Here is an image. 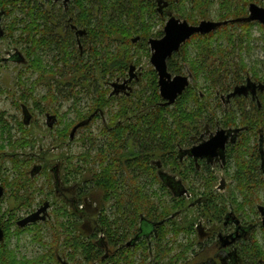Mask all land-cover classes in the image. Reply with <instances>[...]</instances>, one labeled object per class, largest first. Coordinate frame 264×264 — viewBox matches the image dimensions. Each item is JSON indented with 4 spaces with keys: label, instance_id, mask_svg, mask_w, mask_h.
Instances as JSON below:
<instances>
[{
    "label": "rangeland",
    "instance_id": "374dc122",
    "mask_svg": "<svg viewBox=\"0 0 264 264\" xmlns=\"http://www.w3.org/2000/svg\"><path fill=\"white\" fill-rule=\"evenodd\" d=\"M221 1L215 0L210 16L208 15L211 19H219L218 10ZM248 1L264 4V0H246L245 6L249 3ZM39 2L45 9H55L57 11L61 9L64 14L72 7V0H39ZM189 5V3L179 2L176 10L183 15L182 17L190 19V23H195L201 18V12L196 4H192L195 9L190 11L191 7L189 8ZM11 7L9 6L8 9H13ZM149 7L150 4L148 8L136 10L134 17L126 14L120 15V12L116 13L115 10L112 11V13H109L112 20L122 19L114 23L113 25L115 26H111L110 19L106 17L102 23L107 26L110 23L109 26L111 27L108 26L104 33L105 36L96 37L85 33L84 35H79V37H76L75 34L74 37H60L61 43H58V45L50 44L43 49H38L36 52H32L33 50L30 49L33 45L20 40L23 23L19 26L13 23L15 16L20 20L24 17L25 12L17 8L13 9L15 12H10L7 15L4 12L0 13V59L2 60L0 63V133H5L4 137H6V140L2 143L4 149L0 150V156H5L0 157V168L4 172L5 181L7 182L12 181L20 173L15 169V161L20 162L19 169L24 171L26 177L27 175L30 176V172L34 166H38L39 169L35 173L36 179L31 184L35 188L42 187L43 189L42 193H35L34 199L29 206L21 205L20 202H17L15 205L19 206L15 209L11 200L13 192L11 189L8 190L10 187L4 184L6 189L8 187V191L6 192L9 194H6L2 208L3 211L7 209L14 210V214L22 218L35 210L39 206V203L47 200V198L51 202H55L54 207L49 209V213L51 214L50 222L55 225L56 230L51 228L50 222H41L39 224L43 229V236L45 241L48 242V246H43L35 240V226L28 225L32 231L24 230L20 233H18L16 225L8 228L7 245L17 253L18 258L26 257L32 259L48 253L50 248H52L50 246L52 243L55 242L53 244L54 247L57 245L56 241L59 236L57 232H61L62 238H66L69 233H72L69 230H72L73 226L76 227V231L73 230L72 236L79 235L82 232L80 230L81 227L74 223L75 217H71L70 214L64 217L65 210L72 211V204L68 203L67 206L64 200H55L54 193L50 195L51 197L47 196L49 190L53 188L52 171L54 166L62 165L61 175L64 177L66 167L70 165V161H72V168L74 170L78 167L77 165H80L79 167L82 170H80V173L78 172L77 178H72L71 182L66 183L67 187L69 188L79 181L81 190L85 192L81 198L87 196L94 206L98 205L100 209H105L111 220L115 219L117 207L114 202L106 201L104 190L94 181V174L102 170L98 156L100 153L99 149L106 147L105 145L109 143V129L116 125L112 122V119L115 116L118 117L119 106L117 102H113L112 107L107 105L103 106L102 109V106L98 107V104L103 102V98L101 97L104 94L103 92H105L106 98H110L112 92L118 97L133 93L134 98L132 97V99L134 101L138 96L143 95L144 92H146V95L151 94L146 74L152 69L155 70V67L151 62L153 51L149 39L160 38L154 36L163 30L164 22L159 17V13L156 10L153 11L152 6ZM100 9L97 11L96 17L94 16L92 29L98 27L100 18L103 17H101ZM232 15H236V13ZM79 29L85 30L83 26H80ZM230 29L229 35H235L236 40H238V37H236L237 33H242L244 37H250V47L241 52L243 53L244 61L249 66L244 71L245 76L253 75L252 67L256 68V70L260 69V74L262 75V69H264V43L259 37L264 32V25L237 24ZM66 31L67 29L64 27L62 30L63 36L67 35ZM221 31L219 30L215 33L214 37H218ZM229 35L224 37H229ZM124 37L131 40L128 45V55L132 57V61L123 72L117 71L109 63L112 62V57L119 53V47L122 44L120 39ZM145 37L148 38L145 39ZM64 39L68 43L66 52L62 50ZM218 43H221L224 48L230 49L227 39L222 38ZM79 49L82 52L79 53ZM198 50L195 43L187 46L188 59L192 58L196 62V57L198 58L199 55ZM28 51L32 52V54L30 55ZM178 52H181V50ZM176 53L175 56L177 55ZM177 58H180V56ZM107 63L110 68L107 67L109 70L104 71L105 65H108ZM180 64L181 75L190 77L189 86H193L196 90L202 92L206 90V94L203 96L206 106L204 113L211 112V104L215 110L214 104L218 100L216 92H209L207 90L209 83L206 81L205 76L200 75L197 78L190 69L191 63L189 61L182 59ZM171 73L173 75L177 74L173 71ZM89 86L91 87L89 88ZM208 102L210 103L207 104ZM169 106L173 108L175 103ZM145 109L146 106L140 108L135 113L129 114L127 117L117 118L116 121L120 124L127 121L133 122ZM219 114L221 113L219 112ZM52 115L55 116V120L51 118ZM25 117H29V121L26 124ZM82 121L88 122L80 127L72 138V130ZM65 131L68 133V136L66 138L60 137ZM9 136L12 141H10ZM185 161V163L181 162L183 169L186 168L188 159ZM40 165L44 169V172L42 171L41 174H39ZM230 166L229 170L221 169L219 166L213 170L218 177L215 183L216 189L222 185L223 180H225L226 185H230L231 187L235 185V181L231 176L236 169L235 161H232ZM164 171L174 175L178 179L183 178L178 171H175L173 166L165 167ZM46 180H50V184H47L48 181ZM184 182L187 188L194 187L192 191L195 189V193L192 194V197L189 192L184 193V195L187 194L185 197L187 198L186 204L189 208L187 205L178 210L170 208L172 212L176 211V214L173 216V221L176 225H173V222H169L167 229H173V227L177 226L180 230L175 227V230L167 232L163 243L164 247L171 249L164 258V262L167 264H177V258L183 252L186 255L183 259H187L190 256L189 243L191 239L188 226L194 220L197 210V206L193 202H196L200 198V193L198 194V192L203 191L205 186L201 182L194 183L196 184L194 185L192 179L190 181L185 180ZM157 187L153 185L148 190L152 192ZM76 188L77 186L74 187V191ZM220 189L217 192H227V190ZM20 193L26 194L23 191ZM260 195L262 200H264V189L260 192ZM162 197L165 204L173 202V196L169 192L162 195ZM62 204L64 205L63 212H60L59 207ZM68 220L72 222V225L66 224L69 229L58 227V222L61 223V221L65 222ZM101 229L98 228L96 231L98 237L105 235ZM84 232L87 233L88 231ZM92 232L93 229H90L89 234H92ZM258 235L261 244L264 245L263 233L260 231ZM150 247H154L153 241L150 242ZM73 252L74 250L68 248L66 245H59L56 250L61 259L68 264H88L82 253L76 252L73 256ZM150 253L152 254L148 255V252H144V249L140 247L134 254L135 264L164 263L157 259L156 254L153 253V249ZM44 264L58 263L52 261ZM178 264H184V261Z\"/></svg>",
    "mask_w": 264,
    "mask_h": 264
},
{
    "label": "trees",
    "instance_id": "16d2710c",
    "mask_svg": "<svg viewBox=\"0 0 264 264\" xmlns=\"http://www.w3.org/2000/svg\"><path fill=\"white\" fill-rule=\"evenodd\" d=\"M195 4L199 7L201 14L204 16L208 4H206L205 0H195ZM8 5L12 6L11 8L13 9L19 8L21 11L25 12L24 17L20 20L15 16L13 23L18 26L23 23L20 40L33 45L30 49L33 50L32 52H36L38 49H43L50 44L58 45V43H61L60 37H74V34L76 37H79L76 29H79L80 26H83L86 33H89L90 36H105L104 33L109 24L111 23V26H115L113 24L122 19L112 20L109 13L115 10L116 13L120 12V15L126 14L134 17L136 10H143L145 7L148 8L149 3L145 5L144 0H72V7L64 14L61 9L58 11L55 9H45L40 4L39 0H0V13L4 12V14L7 15L10 14V12H15L13 9H8ZM223 7H226L227 10L232 8L229 2L224 3ZM99 9L101 17H103L100 18L98 27L92 29L91 26L94 16L96 17ZM106 17L110 19L108 26L102 23L105 21ZM64 27L67 29L66 36L62 34ZM215 33L217 32L204 35H193L192 38L181 47V52H177L176 56L174 54L168 60V68L169 71L171 70L174 73L181 74V60L189 61L191 63L190 69L197 78L200 75L205 76L206 81L209 83L207 90L209 92H216V98L218 99L219 106H221L220 94L232 89V87L239 82L242 72L246 71L249 67L246 61H244L245 59L241 52L250 47V37H244L242 33H240L238 40H236L234 36L229 35L230 31L227 28L223 29L218 37H214ZM226 35H229V37H224ZM146 38L148 37H145V39ZM222 38L228 40L230 49H226L221 43H218ZM259 38L264 43V32ZM120 40L122 44L120 43L119 53L112 57L113 63L111 62L109 64L117 71L124 72L132 61V57L128 55V45L131 40L127 37ZM215 41L218 42L215 43ZM193 43H195L196 47L199 49L196 62L192 58L188 59V52H186L187 46ZM67 44V41L64 39L62 50L65 52L67 51ZM32 52H29V54L31 55ZM78 52H82L81 49H79ZM179 56L180 58H177ZM1 61L0 59V63ZM109 64L105 65L104 71L109 70L107 69V67L110 68ZM252 71L254 75H259V71H257L256 68L252 67ZM146 75L151 91L150 95H146V92H144L143 95L138 96L134 101L132 99V97L134 98L133 93L130 95H122V97H118L114 93H111L110 98H106L104 95L105 92H103L104 94L101 96L103 102L98 104V107L102 106V109L103 106L105 107L107 105L112 107L113 102H117L119 106L118 117L115 116L112 119V122L116 125L109 129V143L105 145L106 147L99 149L100 153L98 156L102 165V170L94 174V181L104 190L106 201L114 202L117 207V215L114 220H111L105 209L101 211V215L98 217V224L105 233L106 241H104L102 237H98L97 233L88 235L84 231L79 235L76 234L72 236V233L76 231V227L73 226L74 228L69 230L72 231V233H69L66 238H62L61 232H57L59 235L57 241L59 240V242L56 241L57 245L55 247L53 246L55 242L52 243L50 245L52 248H50L48 253L29 259L26 257L18 258L17 253L7 245V233L4 243H0V264H44L52 261L61 264L58 259V254L56 253L59 245H66L68 248L73 249V256L76 252L82 253L88 261V264H135L134 254L140 247L144 249V252H148V255L152 254L150 252L153 249V253L156 254L157 259L164 262L165 256L171 250L163 246L167 232L175 230V227L180 230L177 226L173 227V229H167L169 222H173V225L175 224L173 216L176 214V211L172 212L170 208L178 210L182 207H186L187 198L172 195L173 202L165 204L162 195L168 194V192L170 194L172 193L168 187L161 182L158 172L159 163H162L164 167L173 166L175 171H178L183 177V182L185 180L190 181L193 177L197 179L196 183L202 181L201 184L205 185L204 190L198 192V194L200 193V195L204 197H210L213 191H215L216 176L198 171L193 161H191L190 165L187 162L186 168L183 169L182 163L179 157H177L179 147H184L189 143L188 140L191 138L189 133L190 130H192L193 122H196L198 116H200L202 112H205L206 106L203 96L206 94V90L202 92L196 90L193 86H188L185 92L180 95L175 102V106L171 108V106L163 104L164 99L160 94L157 71L152 69ZM74 80H76V78H74ZM90 87L91 86H89V88ZM109 103L112 104L109 105ZM209 103L210 102L207 104ZM144 106H146L145 111L143 110L142 114L138 116L135 121H127L121 124L116 121L117 118L127 117L129 114L135 113ZM217 110L218 109L215 108L213 112L216 113L218 112ZM238 112L239 109L232 114H227L228 118L225 122L235 125ZM251 121L246 123L251 124L253 122ZM260 124L264 127V120H262ZM9 134L11 133L9 132ZM4 135L5 133L2 132V138L6 140ZM66 136H68L66 131L60 135V137L65 138ZM9 139L12 141L10 136ZM0 146L1 149H4L2 144ZM249 156L253 161L254 155L251 153L247 154L244 150L237 149L234 153L236 169L231 176L236 179V181L233 188H230L229 200L226 201L219 196H215V198L209 200V202H207V199H203L202 204L197 208L203 212L214 209L212 205H210L212 201L217 204V207L220 206V202H222L226 209H228L230 203L236 205L238 193L242 194L244 197L243 209L245 205L256 204V199H258L260 204L264 205V200H262L260 195V192L264 189V173L262 170H260L258 174L253 173L254 169L249 166L250 163H252V161L248 159ZM258 156L259 155H256L259 159ZM13 161L15 160L13 159ZM19 165L20 162H14L15 169L20 172L18 177L19 181H21L20 190L26 189L23 191L26 194L20 193L18 202H20L21 205L29 206L32 202V196L27 188V184L22 181L24 178H26L27 181L32 179L27 174V177H25L24 171L19 169ZM77 166L78 167L74 170L72 168V161H70V165H67L65 173L66 182H71L72 178H77L78 172L80 173V170H82L81 167H79L80 165ZM229 168L230 167H227V170H229ZM14 181L15 183H13V181H7V183L9 182L7 185L11 187V190L18 184V181ZM153 185L158 187L150 192L148 189ZM189 189L192 191V187ZM193 192L195 193L194 190ZM187 207L189 208L188 205ZM73 215H76V213ZM7 217H9V214L4 216V218ZM15 217L16 215L14 214V216L10 217L9 222H7V231H9L8 228L16 225V223H14ZM141 219L142 227L146 228V234L151 232V226L147 224V221L149 220L157 223L159 226L155 231L156 233H152L151 239L146 236L136 246H127L126 242L130 237L135 236L137 233L140 234L141 228L139 222ZM0 223H2V220H0ZM65 226L66 224L64 222H58V227L65 228ZM17 228L18 233L24 230H31V227ZM34 231L35 240L43 246H48L49 244L45 241L43 236V229L39 225H36ZM262 233L264 235V229ZM97 240L98 242H96ZM151 241H153V248L150 247ZM119 245H121V248ZM245 251V254H247V252L254 253L256 256L255 262L257 261L259 264H264V246L261 243L255 241L252 246L248 248V251ZM183 256L184 252L179 255L178 258L181 260ZM164 264L167 263L164 262Z\"/></svg>",
    "mask_w": 264,
    "mask_h": 264
},
{
    "label": "flooded vegetation",
    "instance_id": "af4514ba",
    "mask_svg": "<svg viewBox=\"0 0 264 264\" xmlns=\"http://www.w3.org/2000/svg\"><path fill=\"white\" fill-rule=\"evenodd\" d=\"M179 2L185 4L189 3L190 4L189 8L191 7V9H189L190 11L192 9H195L193 7V5L195 4V0H144L145 5L149 3L150 7L152 6L151 7L152 10L153 9H154L153 11L156 10L159 13V17L164 22L163 30L154 37H160V38L164 37L166 25L171 18H178L180 20H187L189 22L190 19L188 20L187 18L182 17L183 15L177 12L176 8ZM205 2L206 4H208L204 14V16L206 17L200 14L201 18L197 22L195 23L189 22V23L192 25H198L202 21H213V22L222 23L221 26L217 27L215 30H213L210 33L218 32L219 30L221 31V29L223 30L225 28L231 31L230 28L235 27L237 24L264 25L259 20H254V21L245 20L249 18L251 15L252 4H257L260 7H264L263 3L248 1L249 3H247V5L245 6L246 0H222L218 10L219 19L214 20L211 19V17L209 16L212 11V7L215 4L214 3L215 0H205ZM226 2H229V4L232 6L231 9L227 10L226 7H223V4ZM234 13H236V15H232ZM166 18L167 20L165 21ZM76 30L78 31V29ZM239 34L240 33H237L236 37H238ZM257 71H259V75L257 76L254 74L251 76L248 75L245 76L244 72H242L239 82H237V84H235L232 87V89L220 94L221 106H219L218 100L215 101L214 106L215 108L218 109L217 110L218 112L216 113L213 112L214 107L211 104L210 105L211 112L208 113L202 112V114L198 116V120H196V122H193L192 130H190L189 133V136L191 138L190 140H188L189 142L188 145L184 147H179L178 149V157L182 163H185L186 162L185 160L188 159V163L190 165L191 161H193L194 166L195 168H197L198 171L206 172V174L208 173L216 176L215 179L216 182L218 177L213 170L218 168V166L221 169H227V167H231L230 166L231 162L235 161L234 153L236 152L237 149L238 150L241 149L246 151L247 154L251 153L254 155L253 161L250 158V156L248 158L249 160L252 161V163H250L249 166L254 169L253 173L258 174L260 170H262L264 173V127L260 124V122L264 120V69H262V75L260 74V69L259 70L257 69ZM171 74L173 75V73ZM176 75H181V74H175L173 75V77ZM158 84H159V78H158ZM237 87H244L243 92L232 95V93L235 91ZM163 104L167 105L165 100ZM237 109H239V112L237 113L236 124L235 125L230 123L227 124L225 120L227 121L228 115L232 114ZM219 112L221 114H219ZM250 121L252 122L251 124L246 123ZM221 129H225L226 134L228 135V139L224 151L219 150L218 154L214 157H200V158H196L190 153V150L193 147L198 146L205 141H208ZM0 138H1L0 139V145H1L4 142V139L2 138L1 135ZM256 155H259L258 156L259 159L256 157ZM37 168L38 166H34L30 172V178L32 180L27 181V179L24 178L22 181L27 184V188L31 193L32 200L34 199L35 193L40 194L43 192L42 187L35 188V186L31 184V182L35 181L36 179L35 173ZM61 169H62L61 164L53 167V171H52L53 188L49 190V194L47 196L51 197L50 195L54 193V196L56 197L55 200H59V199L64 200L66 202L65 205L67 206L68 203L72 204V211L70 212L68 210H65L64 217H66L69 214L71 215V217H75L76 220L74 221V223L79 227H81L80 230L86 232L88 231L87 232L88 235H93L94 233H96L98 228L100 229V226L98 224V217H100L99 215H101V211L103 209H100L98 205L94 206L87 196L81 198V196H83L85 192L81 190V187L79 186L80 185L79 181L77 183L75 182V185L71 186L72 188L71 187L68 188L67 187L68 185H66L67 183L66 182L67 180L65 178L66 175L64 174V177L63 175H61V171H62ZM164 169L165 167L163 166V164L159 163L158 172L161 182L168 187L172 195L177 197L176 193L180 191L179 186L182 185L186 188L187 192H189L190 196L192 197V194H194V192L185 186L182 178L178 179L174 175H171L170 173L164 171ZM42 171L44 172V169L43 166L40 165L39 174H41ZM17 175L19 176V174ZM17 175L12 180L13 183H15L14 180L18 181L17 186L12 188L13 197H11L15 209H17L19 206V205L16 206L15 204L18 202L20 192L26 190V189L20 190L21 181H19ZM232 179L236 181V179L234 178ZM46 181H48L47 184H50L51 182L50 180H46ZM192 181L194 184L196 183L197 179L193 177ZM8 183L5 181L4 172L0 168V184L4 187V195H5V196L3 195L0 202V220H2V223H0V225L2 226L4 231V239L0 243H4V241L6 240L8 233V231L6 230L7 222H9L11 216H14V210L7 209L6 211H3L2 208L6 194H9L6 191L11 189V187L7 185ZM4 184L10 188L8 189L7 187L8 189L7 190ZM75 186H77V188L74 191ZM220 188L227 190V192L226 193L217 192L218 189L221 190ZM230 188L233 187H231L230 185H226L225 180H223L222 185L218 187V189L215 188L214 189L215 191H213V194H211L210 197H204L200 195V198L196 202H193V204L199 207L202 204L203 199H207V202H209V200H213L215 196H219L220 198L225 199L227 201L229 200ZM186 195L183 194L178 197H185ZM80 202H82L83 204L81 203L82 204L81 205ZM46 203H49L48 209L40 214L41 217L44 216L45 219L43 220L39 219L36 222L27 224L26 226L20 225V222L23 219L36 213ZM220 203L221 205L217 207V204L211 201L210 205H212L214 209L206 210L204 212L201 211L199 208H197L195 218L194 220H192L188 229L191 239V242L189 243L190 256L187 259H183L186 256L184 253V256L183 258H181V260L177 258L179 259L178 263L184 261V264H259L257 261L255 262L256 259L255 254L252 252L250 253L247 252V254H245L246 252L245 250L248 251V248L252 246V244L255 241L261 243V241L259 240L258 233L260 231L262 232L264 229V205L260 204L258 202V199H256V204L247 205V206L245 205V208L243 209L244 197L242 194L239 193L237 194L236 205L230 203L229 208L226 209V207L222 204V202ZM54 204L55 202L53 203L51 202V200L47 198V200L41 201L39 203V206L35 210L31 211L25 217L19 218L16 216L14 223H16L17 227H24V228L30 227L28 225H32V226L39 225L41 222L49 223L51 219V214L49 213V209L54 207ZM63 207H64L63 204L60 205L59 207L60 212H63ZM74 213H76V215H73ZM7 214H9V217L4 218V216ZM147 222H148L147 224L148 225L150 224L151 226V232L149 234L145 233L146 228L142 227V219H141L140 234L137 233L135 236L130 237V239L126 242L127 246H131L128 245V243L136 238L137 240L135 241L134 244H132L134 246L140 243L146 236L149 239H151L152 233L157 230V227L159 225L149 220ZM64 223L68 225L72 224L70 220L65 221ZM50 225L51 228L55 229V225H53L51 222ZM65 228L69 229L67 225L65 226ZM90 229H93L92 234H89ZM102 238L104 239V241H106L105 235ZM96 242H98V240ZM119 246L121 248V245ZM58 259L61 264H66V262H64L59 255H58Z\"/></svg>",
    "mask_w": 264,
    "mask_h": 264
},
{
    "label": "water",
    "instance_id": "95a60500",
    "mask_svg": "<svg viewBox=\"0 0 264 264\" xmlns=\"http://www.w3.org/2000/svg\"><path fill=\"white\" fill-rule=\"evenodd\" d=\"M248 21L259 20L264 24V7H260L257 4L251 5V15L249 18L245 19ZM222 23L213 21H202L198 25H192L187 20H180L178 18H171L165 28V35L162 38H151L149 40L152 48L151 62L158 73L159 78V88L162 98L166 101L167 105L174 104L180 95H182L190 84V77L186 75H173L168 69V59L173 56V54L179 51L182 45L192 38L195 34H208L215 30L217 27L221 26ZM86 30L78 29V35H84ZM244 87H237L232 95L237 93H242ZM27 115V113H26ZM28 118L25 117V123H28ZM55 120V116H51ZM88 121H82L77 124L72 130L71 137L73 138L76 131L84 126ZM52 125V124H49ZM228 139L225 129H221L212 136L208 141L193 147L190 153L196 158L200 157H214L218 154L219 150L224 151L225 145ZM39 169V168H37ZM179 192L176 193L177 196L183 195L187 192L184 186H179ZM4 195V187L0 184V202ZM49 207V203H46L40 210L31 216L23 219L20 222L21 226H26L27 224L38 221L39 219H45L44 216L41 217V213L45 212ZM4 239V231L0 225V242ZM137 240L134 239L128 243L132 245ZM68 264V263H66Z\"/></svg>",
    "mask_w": 264,
    "mask_h": 264
}]
</instances>
